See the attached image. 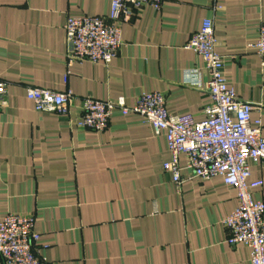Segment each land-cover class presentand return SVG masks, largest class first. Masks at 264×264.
<instances>
[{
    "label": "crops",
    "instance_id": "0c3cea01",
    "mask_svg": "<svg viewBox=\"0 0 264 264\" xmlns=\"http://www.w3.org/2000/svg\"><path fill=\"white\" fill-rule=\"evenodd\" d=\"M110 1L0 0V79L7 83L0 219L34 216L40 264H251L250 249L228 244L222 224L236 205L235 188L185 169L174 184L162 168L169 159L164 132L155 134L138 114L115 110L102 131L75 119L85 96L132 104L159 91L170 114L203 120L208 75L184 44L210 18L227 84L251 103L264 137V57L251 46L264 0H162L158 10L144 4L122 19V43L108 64L68 63L67 18H107ZM28 87L71 91L70 114L35 110ZM256 179L263 183L251 195L264 204V164H250L249 180Z\"/></svg>",
    "mask_w": 264,
    "mask_h": 264
},
{
    "label": "built area",
    "instance_id": "2783aa9c",
    "mask_svg": "<svg viewBox=\"0 0 264 264\" xmlns=\"http://www.w3.org/2000/svg\"><path fill=\"white\" fill-rule=\"evenodd\" d=\"M144 4L158 10L162 0H111L107 18L68 17L64 24L67 62L108 64L122 43V19ZM215 43L212 20L204 18L184 44V48L201 56L208 75L205 90L210 104L204 109L203 120L196 121L189 113L170 114L164 94L151 91L140 94L132 104H127L122 96L104 100L85 96L80 100L75 124L102 131L108 126L112 113L118 110L123 115L138 114L151 125L155 134L164 132L169 159L162 164L163 170L177 186L183 180L181 171L185 169L190 177L200 180L220 176L224 184L235 188L236 205L222 220L228 230L226 242L244 244L250 249V263L264 264V204L251 195V190L263 182L249 180L250 164H264L261 121L251 120V103L241 100L228 86L222 56L216 52ZM251 46L264 57V21L260 22ZM26 96L35 110L63 116L70 114L74 99L69 90L59 92L38 87H28ZM6 103L7 83L0 79V109ZM181 156L185 158L183 165L179 162ZM34 224L32 215L9 212L2 216L0 264H40L37 245L40 234Z\"/></svg>",
    "mask_w": 264,
    "mask_h": 264
}]
</instances>
